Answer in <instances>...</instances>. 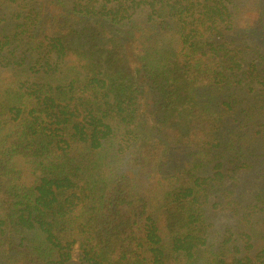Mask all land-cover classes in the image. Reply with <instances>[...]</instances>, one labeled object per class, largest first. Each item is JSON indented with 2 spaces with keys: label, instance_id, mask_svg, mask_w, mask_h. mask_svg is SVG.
<instances>
[{
  "label": "trees",
  "instance_id": "trees-1",
  "mask_svg": "<svg viewBox=\"0 0 264 264\" xmlns=\"http://www.w3.org/2000/svg\"><path fill=\"white\" fill-rule=\"evenodd\" d=\"M0 264H264V0H0Z\"/></svg>",
  "mask_w": 264,
  "mask_h": 264
}]
</instances>
